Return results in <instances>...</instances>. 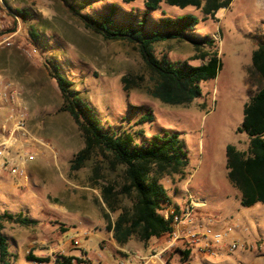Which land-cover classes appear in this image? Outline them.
Returning a JSON list of instances; mask_svg holds the SVG:
<instances>
[{
    "label": "rangeland",
    "instance_id": "rangeland-1",
    "mask_svg": "<svg viewBox=\"0 0 264 264\" xmlns=\"http://www.w3.org/2000/svg\"><path fill=\"white\" fill-rule=\"evenodd\" d=\"M78 13L109 15L118 27L139 22L146 32H165L169 21L192 15L196 22L185 34L211 39L220 69L214 78L199 82L201 93L190 103H162L148 93L153 79L137 44L103 38L86 28ZM259 42H264V0H231L214 15H205L201 7L164 1L146 9L144 0H0V136L12 128L10 116L23 110L26 138L21 143L35 153L25 168L27 179L0 171V212H20L36 220L29 225L3 222L10 264H57L60 256H74L79 264H106L101 253H116L107 241L105 215L113 221L119 210L107 208L101 187L118 190L123 166L109 152L94 148L81 167L71 168L84 142L70 115L59 109L55 66L92 107L104 130H140L134 137L137 144L154 135L178 136L186 153L184 169L159 179L172 202L188 196L199 200L195 214L223 225L244 219L241 214L248 222V212L263 213L262 202L240 203L241 194L226 178L225 168L227 144L247 149L241 123L244 104L262 85L251 71L252 51ZM152 50L156 58L171 63L202 62L191 58L193 47L186 39L158 41ZM7 89L14 95L8 102L2 97ZM145 113L152 119L136 124ZM113 202L130 205L123 194ZM28 255L47 261H33Z\"/></svg>",
    "mask_w": 264,
    "mask_h": 264
},
{
    "label": "trees",
    "instance_id": "trees-1",
    "mask_svg": "<svg viewBox=\"0 0 264 264\" xmlns=\"http://www.w3.org/2000/svg\"><path fill=\"white\" fill-rule=\"evenodd\" d=\"M126 2L132 0H124ZM179 7H201L205 15H214L216 11L226 8L231 0H144L146 9H155L159 2ZM25 16L26 12H20ZM84 26L99 33L105 39L124 40L136 43L140 56L153 79L148 93L160 102L170 105H186L201 93L199 82L212 79L220 69L221 62L213 41L196 38L185 34L196 18L192 15L178 17L169 21L165 32H146L141 23H123L122 27L113 26L109 15L98 18L79 14ZM36 37V33L31 31ZM168 39H186L194 54L191 58L200 59L198 65L183 62H167L153 54V44ZM55 66L53 76L61 96L59 109L67 112L83 138L84 146L71 160V168L78 169L88 158L94 148L107 151L114 161L123 166V182L117 190L113 185L101 187L103 200L110 211L119 210L113 221L107 219L106 227L111 230L116 244L123 245L131 239L145 243L151 237L165 236L170 232L169 221L160 214L161 203L168 199L165 188L159 182L163 176L182 173L186 164V153L175 133L154 135L147 142L134 143L140 130H104L94 110L81 98L76 90L71 89L72 82L58 72ZM251 71L262 82L260 88L249 96L243 107L241 129L248 135L245 151L234 145L225 148L226 178L239 190L240 203L250 206L256 202L264 203V42H259L251 55ZM152 115H141L136 124L151 120ZM118 194L128 196L129 206H116L113 198ZM4 221H13L21 225L34 224L31 219L21 214L0 212V264H10L12 253L8 251L6 237L2 234ZM178 247L174 248V252ZM187 253V251H186ZM28 259L43 262L45 258L28 255ZM57 264H79L74 256H60Z\"/></svg>",
    "mask_w": 264,
    "mask_h": 264
},
{
    "label": "built area",
    "instance_id": "built-area-1",
    "mask_svg": "<svg viewBox=\"0 0 264 264\" xmlns=\"http://www.w3.org/2000/svg\"><path fill=\"white\" fill-rule=\"evenodd\" d=\"M32 52H35V49H32ZM2 97L8 102L14 98V95L7 89L3 91ZM24 116V111L20 109L11 115L12 128L7 129V136L4 134L0 136V171H7L16 177L27 179L25 168L34 159L35 153L21 143V140L26 138ZM3 128L5 130V127ZM201 203L189 196L181 203L172 202L169 198L161 203L159 212L169 221L171 230L164 236L165 247L161 250L151 249L148 257L161 258L165 251L175 247L182 252L187 250L188 254L191 253L192 247L197 251L209 253H214L220 247H224L228 252L244 248L245 245L229 237L230 233L227 229L216 228L212 223H203L195 217V209ZM73 242L78 244L75 239ZM246 247L260 251L264 245L256 241L254 245H246ZM182 252L180 254H183ZM138 258L144 259L140 256ZM124 260L119 259L117 264H124L126 262Z\"/></svg>",
    "mask_w": 264,
    "mask_h": 264
},
{
    "label": "crops",
    "instance_id": "crops-1",
    "mask_svg": "<svg viewBox=\"0 0 264 264\" xmlns=\"http://www.w3.org/2000/svg\"><path fill=\"white\" fill-rule=\"evenodd\" d=\"M244 219L235 218L229 221L228 224L223 225L218 222H214L211 218L205 219L202 213L195 214V217L203 223H212L216 228L227 229L229 231V237L235 239L240 244L252 246L256 241L264 245V212H248V222L245 221V217L241 214ZM242 220V221H241ZM110 239H108L109 245H112V250H116L114 257L107 255L106 253H101V258H104V263L106 264H117L119 259L127 260L124 264H140L141 262L145 264H162L167 262V264H264V247L262 250L258 251L254 248H242L235 250L238 252L236 255L228 252L224 247L217 248L214 253H209L208 251L200 252L196 248L192 247L191 253L188 251H181L180 249L174 252V248H169L162 254L161 258L148 257L151 249L161 250L165 247L164 237H151L145 243L133 242L132 239L123 245H118L115 243L112 233L110 230ZM102 236L100 235L99 238ZM178 245H181L178 243ZM180 248V247H179ZM109 252V250H106ZM185 255L183 260H180V253ZM137 255V256H136ZM144 257V259H139L138 257ZM11 260V258H10Z\"/></svg>",
    "mask_w": 264,
    "mask_h": 264
}]
</instances>
